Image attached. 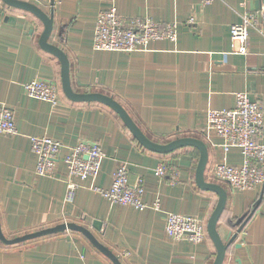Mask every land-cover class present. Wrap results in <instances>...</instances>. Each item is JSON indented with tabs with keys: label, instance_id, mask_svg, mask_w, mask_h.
<instances>
[{
	"label": "crops",
	"instance_id": "obj_1",
	"mask_svg": "<svg viewBox=\"0 0 264 264\" xmlns=\"http://www.w3.org/2000/svg\"><path fill=\"white\" fill-rule=\"evenodd\" d=\"M19 1L47 15L53 13L49 43L67 56L75 93L112 97L156 144L192 138L205 145L204 181L227 193L216 227L220 239L235 234L237 220L254 210L227 249L223 264H264V185L234 192L216 179L217 162L240 167L243 158L237 149L223 153V140L206 131L207 113L232 109L237 93H247L264 111V0H215L209 5L200 0ZM111 8L127 19L150 18L160 26L176 23L177 41L154 42L146 52H95L92 38L97 15ZM245 13L258 14V24L249 30L247 52L242 55L231 42L230 27L241 23ZM42 30L31 14L0 1V104L12 110L17 130L16 135L0 134L3 237L11 241L74 224L89 231L120 264H213L216 250L209 237L193 245L173 242L165 233L168 213L207 223L216 206V194L201 190L195 181L198 150L186 147L168 155L152 153L138 144L109 108L68 100L61 89L59 61L38 44ZM36 79L58 86V106L25 95L23 85ZM30 137H48L62 144L55 178L35 174ZM79 142L99 144L106 159L99 174L83 182L68 202L62 158ZM259 143L264 146V129ZM165 160L179 170L177 185L154 173ZM121 164L128 169L130 185L142 180L144 203L150 206L159 200V211L111 204L95 191L110 189ZM0 264L113 262L85 236L66 229L13 245L0 241Z\"/></svg>",
	"mask_w": 264,
	"mask_h": 264
},
{
	"label": "built area",
	"instance_id": "obj_2",
	"mask_svg": "<svg viewBox=\"0 0 264 264\" xmlns=\"http://www.w3.org/2000/svg\"><path fill=\"white\" fill-rule=\"evenodd\" d=\"M215 0H200L209 5ZM192 22V20H190ZM258 14L245 13L241 23L230 27V39L236 46V53L246 54L249 30L257 27ZM177 24L162 26L150 18H123L115 8L100 12L94 25L92 49L95 52H117L131 54L146 52L152 43L158 41H177ZM23 91L29 98L48 103L52 107L60 104V90L52 82L33 80L23 85ZM206 131L223 140L222 152L237 149L243 163L240 167L229 166L225 161L214 165L216 179L226 184L234 192L254 191L264 185V146L259 143L264 129V111L262 105L253 101L247 93H237L232 109L209 111L206 118ZM0 134L16 135L14 115L10 108L0 104ZM30 151L36 158L35 174L40 177L55 178L63 146L48 137H30ZM67 170L66 201L71 202L75 192L89 178H95L106 159L101 146L92 142H79L63 156ZM156 177L167 178L171 186L179 182V170L169 163L161 161L154 169ZM76 179L78 182H73ZM109 203L132 207L138 211L151 208L160 210L156 200L150 206L143 201L144 185L139 179L134 185L128 182V169L121 164L113 174L109 190L95 189ZM165 233L173 242L186 241L199 245L207 240L206 222L203 219L168 213L165 218Z\"/></svg>",
	"mask_w": 264,
	"mask_h": 264
},
{
	"label": "water",
	"instance_id": "obj_3",
	"mask_svg": "<svg viewBox=\"0 0 264 264\" xmlns=\"http://www.w3.org/2000/svg\"><path fill=\"white\" fill-rule=\"evenodd\" d=\"M0 1L9 8L17 9L26 12L28 14H31L35 19H37L42 24L43 30L42 33L40 34L38 44L44 52L50 54L59 61L61 67V89L64 96L68 100L76 103H98L109 108L111 111H113L115 114L119 116L124 126L128 129V131L133 136V138L138 142V144H140L141 147L152 153L159 155H168L178 149H182L186 147H191L198 150L199 160L195 173L196 184L201 190L214 193L218 197L216 206L206 223L207 235L209 239L212 241L216 250V256L213 264H223L227 249L236 239L238 234L241 233L245 223L253 215L254 210L249 214H247L246 216H244L243 218L237 220L236 225L238 226V228L235 234L230 235L224 241L220 239L216 227L226 206L227 193L222 187L214 184H206L204 181V170L208 160V155L205 145L201 141L192 138L177 139L166 145L156 144L150 141L140 131V129L132 121L126 110L112 97L105 96L102 94H93V93H75L72 90L70 83L69 61L67 56L64 54V52L61 49L49 43V39L53 32V21H54L53 13L51 12L49 15H47L41 9L34 6L33 4L19 0H0ZM257 205L258 204H256V206ZM66 229L82 234L87 238V240L91 242V244L95 248H97L100 252L106 255L113 262V264H120L118 259L110 251H108L101 244H99L89 231H87L83 227L76 226L74 224H69L67 226H58L56 228L26 235L24 237L11 241L6 240L3 237L0 230V241L8 245H13L51 234H58L65 231Z\"/></svg>",
	"mask_w": 264,
	"mask_h": 264
}]
</instances>
